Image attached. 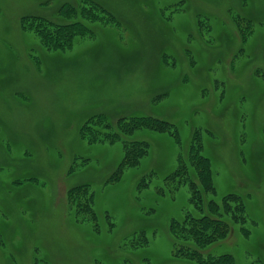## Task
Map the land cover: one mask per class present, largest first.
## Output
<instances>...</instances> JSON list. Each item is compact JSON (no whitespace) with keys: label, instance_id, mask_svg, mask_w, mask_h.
Segmentation results:
<instances>
[{"label":"rangeland","instance_id":"374dc122","mask_svg":"<svg viewBox=\"0 0 264 264\" xmlns=\"http://www.w3.org/2000/svg\"><path fill=\"white\" fill-rule=\"evenodd\" d=\"M97 1L118 25L92 22L95 36L62 52L47 50L19 18L62 21L58 6L80 0H0V264H196L174 255L169 225L202 213L186 184L164 187L195 128L215 186L207 198L241 195L249 230L244 236L234 224L232 236L207 249L232 254L234 264L264 263V0ZM235 13L251 20L245 42ZM93 113L164 118L180 143L135 130L129 138L146 140L147 154L106 182L122 141L83 139ZM78 157L88 160L69 174ZM83 184L95 222H77L66 200Z\"/></svg>","mask_w":264,"mask_h":264},{"label":"trees","instance_id":"16d2710c","mask_svg":"<svg viewBox=\"0 0 264 264\" xmlns=\"http://www.w3.org/2000/svg\"><path fill=\"white\" fill-rule=\"evenodd\" d=\"M58 7L57 17L62 21L38 15H23L19 18L21 29L33 32L50 51L65 52L73 47L78 38H93L96 32L91 28L92 22L118 25L115 13L97 0H80L78 6L66 2ZM231 18L240 31L241 41L245 42L251 33L249 28L251 20L245 21L244 17L236 13L232 14ZM197 24L199 28L202 27L200 20H197ZM30 56L39 65L40 57L34 52ZM138 129L166 132L173 137L176 143H180L179 133L174 123L150 114L120 115L114 121L103 113H93L82 122L79 132L88 143L122 141L121 161L107 177L106 182L119 180L123 169L137 166L141 158L147 154L149 143L146 140L129 138V135ZM201 150V130L195 128L186 152L179 154L176 168L164 178V187H168L169 190H177L181 185L186 184L190 192L189 200L202 213L194 216L187 212L181 220L172 219L170 221L169 230L174 238L173 242L177 241L174 255L196 264H234L232 254L213 255L207 247L232 236L234 224L238 225V231L242 235L249 234V230L244 227L246 221L244 199L236 193L223 195L220 202L207 198L209 194L215 193V186L210 160L201 154ZM78 158L79 163L75 161L71 163L68 169L69 174H73L78 165L88 160L84 157ZM17 182L21 183L19 178ZM147 184L145 178L140 179L139 186ZM159 192L164 193V188L160 187ZM66 200L77 222L96 221L93 192L89 184L69 187L66 190ZM94 227L98 230L96 223ZM142 239L139 235L136 239L138 244H141V240L147 243L144 236ZM250 264L264 263L257 259Z\"/></svg>","mask_w":264,"mask_h":264}]
</instances>
